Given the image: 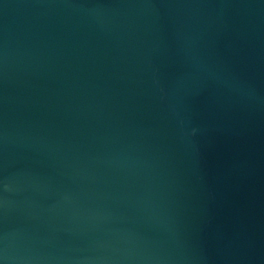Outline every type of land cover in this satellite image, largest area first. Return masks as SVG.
Masks as SVG:
<instances>
[{
	"label": "water",
	"instance_id": "water-1",
	"mask_svg": "<svg viewBox=\"0 0 264 264\" xmlns=\"http://www.w3.org/2000/svg\"><path fill=\"white\" fill-rule=\"evenodd\" d=\"M0 264H264V0H0Z\"/></svg>",
	"mask_w": 264,
	"mask_h": 264
}]
</instances>
